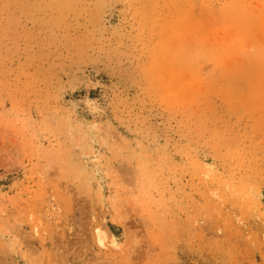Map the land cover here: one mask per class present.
I'll return each mask as SVG.
<instances>
[{
  "label": "rangeland",
  "instance_id": "1",
  "mask_svg": "<svg viewBox=\"0 0 264 264\" xmlns=\"http://www.w3.org/2000/svg\"><path fill=\"white\" fill-rule=\"evenodd\" d=\"M0 264H264V0H0Z\"/></svg>",
  "mask_w": 264,
  "mask_h": 264
}]
</instances>
